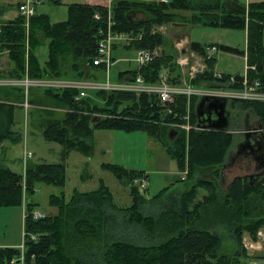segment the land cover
<instances>
[{"label": "trees", "instance_id": "1", "mask_svg": "<svg viewBox=\"0 0 264 264\" xmlns=\"http://www.w3.org/2000/svg\"><path fill=\"white\" fill-rule=\"evenodd\" d=\"M51 1L61 3V0ZM133 10H143L148 19L133 20ZM98 11L102 14L99 20L94 17ZM111 11L115 21L114 32H144L142 39L129 45L137 50L166 46L169 43L166 36L161 31L152 32V28L177 21L247 29L246 50L226 44L218 46L227 52L247 54V64L251 66L248 70L250 79H259L264 85V1L244 4L239 0H112ZM107 14L108 9L103 5L72 3L68 7L67 19L62 21L52 22L44 13L34 15L30 20L28 68L24 53L25 19L18 14L7 21L0 19V46L9 50L7 55L11 63L8 70L0 69V76L23 77L27 71L30 77H66L70 73L83 77L86 74L81 66L84 62L90 71L104 69V64L95 65L92 58L102 37L100 28L106 26ZM41 36L49 40L48 59L44 62L37 53L38 45L40 47L44 43ZM210 45L213 43L191 42L190 49L205 56L209 68L193 79V83L213 78L216 57H208ZM172 50L162 52L161 56L140 69L147 81H158L160 74L169 69L168 81L180 83V71ZM71 59L72 63L68 65ZM137 73V69L127 71L122 77H134ZM94 75L87 76L95 78ZM207 82L213 84V81ZM43 91L46 97L58 104L70 110L78 109V103L74 101L76 90L44 88ZM97 96L102 97L103 102L92 97L80 101L82 110L91 111V114L66 112L59 119L52 111L38 109L37 112L50 116L40 123L44 138L61 144L65 154L78 150L89 155L92 145L88 139L96 128L146 131L167 148L179 171L188 170L187 178L182 180L185 188L182 192L173 193L171 185H166L149 197L147 189L134 184V179L147 174L146 171L127 170L119 164L104 163L105 168L112 170L129 186L130 205L117 206L104 186L92 191L76 190L69 200H66L64 192L59 195L53 193L48 200L52 209L45 210L46 215L36 219L33 212L41 206L34 195L38 191L37 184L52 183L64 187L66 162H27L25 180L22 172L0 164V206H21L25 201V264H251L253 257L264 258L259 252L255 256L249 255L241 242L244 232L256 238L258 230L264 227V177L253 185L245 175L236 176L230 187L224 188L222 182V169L236 143V134L228 130L236 125L230 123L225 130L193 128L187 131L170 127L166 122H184L181 116L186 112L187 98L183 95L177 97V116L165 114L155 95L98 91ZM23 100L22 88L0 87V143L22 140V134L14 129V124L15 111L17 107L23 108ZM33 101L41 102L38 98ZM197 101V96L191 98V122L195 124H198ZM231 106L253 111L257 125L264 128V102L232 101ZM93 113L106 116H93ZM249 158L254 159L252 156ZM228 167L225 166V170ZM167 192L170 194L164 202L161 198ZM156 205L158 208L154 209ZM110 207L115 211L109 210ZM115 222V226L138 231L144 237L130 238L129 235H118L115 230L110 234L107 230L108 238L102 244L82 245L78 241L82 230L102 235L96 227L110 229ZM218 227L231 232L239 244L236 251H220L222 237L215 231ZM32 234L37 238L33 239ZM20 256L21 249L17 245L0 246V264H18Z\"/></svg>", "mask_w": 264, "mask_h": 264}, {"label": "rangeland", "instance_id": "2", "mask_svg": "<svg viewBox=\"0 0 264 264\" xmlns=\"http://www.w3.org/2000/svg\"><path fill=\"white\" fill-rule=\"evenodd\" d=\"M44 6L39 8L42 10H48V14H54V18L56 20H64L67 19L68 16V7L70 4L65 5L63 4L62 0L60 5L59 4H51L50 0H44ZM53 6L54 8H49V6ZM54 10V11H53ZM5 12V11H3ZM12 11L9 12L11 14ZM6 14V12H5ZM17 14V9L14 8L13 17ZM38 14V13H37ZM46 14V13H45ZM148 14L146 12L133 10L131 13V17L133 20L142 21L148 19ZM3 18V15L1 16ZM64 19H60V18ZM7 18V17H4ZM170 23L163 24L161 26H155L152 28V32L154 31H161L163 35H165L164 30H166V25ZM190 24V23H189ZM190 24L189 26H191ZM194 37L200 39L203 37L206 44L215 43L217 45L220 44H231L233 46H237L243 48L244 46V29H227L224 27L219 26H210V25H199L196 24L190 28ZM42 38V37H41ZM167 38V37H166ZM222 38L223 41L217 43L218 40ZM45 39H43L44 42ZM168 41V40H167ZM177 43V42H176ZM41 45V44H40ZM117 46L114 47V60L117 61L116 65H114L111 69L112 76L114 77L115 74H118L121 70L126 71H134L137 69V64L133 60V58L137 54V49L135 46H129L127 40H121L117 42ZM30 46H31V38H30ZM38 56L41 62H44L48 59V44L44 43L42 46L39 47L38 45ZM156 48L159 49V52H164L166 50H172L175 54V58L177 57V51L175 48L170 44L160 45ZM31 51V47H30ZM171 51V52H172ZM192 51L189 50L187 54L191 53ZM2 55H7V53H3ZM161 56V55H160ZM217 56L218 61L221 60L224 64H229L233 70L239 71L238 73L242 74L244 72L245 63L242 58L239 57V54L229 53L224 50H219L218 53L215 54ZM118 57H126L124 59L117 60ZM157 56L156 58H158ZM155 58V59H156ZM190 59V58H189ZM176 58V62H177ZM72 63V59L69 61L68 65ZM178 64V68L180 71V78L179 81L181 82L182 73L181 67ZM3 70H6L9 67V63H3ZM82 69L86 70L87 75L96 74L95 71H90L87 67V62L82 63ZM209 69V68H208ZM218 69V68H217ZM71 71V70H70ZM165 73L169 71V69L164 70ZM221 71V70H220ZM225 72V71H222ZM164 73V72H163ZM98 74V73H97ZM94 75L95 78H98V75ZM203 74V73H202ZM199 74V75H202ZM79 75H75V78H78ZM110 74V78H112ZM90 77V76H89ZM197 78V77H196ZM195 78V79H196ZM104 79V77H100V80ZM202 82L199 83H192L196 85L201 84H208L207 81H213L215 85V81H218L214 78V69H213V78H205L201 80ZM210 85V84H208ZM44 88L33 87L29 90L28 94V102L30 104L29 114L26 118L25 108L17 107V111L22 115V120L18 121V117L16 119L15 129L16 131L22 134V140L12 142H5L6 146L2 147L0 144L1 151L4 148L5 151L0 153V159L7 158L10 160L9 167L17 172H22L25 180V165L27 162L31 163H56L65 161L67 165V172H66V183L64 187H59L53 185L52 183H39L38 191L36 192L35 199L40 203V208L43 210L52 209L50 205H48L49 196L51 194H61L64 192L66 195V200H69L74 192L77 190L79 192L85 191H92L101 189L104 186L106 189L109 190L114 203L117 206H128L132 203V199L130 198V188L124 182H122L117 175L110 169L105 168L102 164L104 163H115L127 168V170H144L148 174H144L140 177H147L149 180V184L147 187L143 188L139 185L142 189H147V195L149 197L154 196L157 194L161 189H163L167 184V180L164 179L168 175L171 174V177L175 178L178 175V180L170 183L171 189H173V193L182 192L185 188L184 180L187 178L188 170L185 176L179 171L177 167L176 161L170 156L167 152V148L162 146L161 142L154 136H150L146 131L143 130H132L127 131L120 128H96L93 131L92 136L88 139V142L92 145V150L90 154L86 152H81L78 150H72L68 154H65L63 151V147L61 144L53 141H48L44 138L42 133V127L40 123L48 117V114H44L41 112H37L38 109H44L54 112L56 118H63L66 112H76V113H84V114H91V111L82 109H74L69 110L67 106H63L60 103L53 99H48L44 102L43 100L39 99L42 103H35L33 101L34 98H37L36 93L37 91H43ZM94 100L95 98L91 96ZM194 97V96H192ZM191 97V98H192ZM102 98V97H100ZM191 98H190V108H191ZM199 100L200 97L197 96ZM233 101H249V100H233ZM256 102H263V101H256ZM47 103V104H45ZM43 104V105H41ZM177 101L174 105V109L176 110L175 106ZM197 105V103H196ZM187 106V103H186ZM237 107V108H236ZM196 108V107H195ZM232 112L233 119L232 124L236 125L233 129H241L245 125H249L252 127L257 126V116L255 113L246 109H240L238 106L235 108L229 106ZM187 113V109L185 110ZM250 113V114H249ZM95 113H93V116ZM165 114H174L173 113H166ZM240 115V116H239ZM41 116V117H40ZM176 116V115H175ZM238 116V117H236ZM41 118V119H40ZM237 120V122H236ZM171 122H166L170 127ZM190 123L192 124V128L198 129L195 126L197 124L191 122V112H190ZM182 128V127H179ZM184 129V128H183ZM191 129L187 130L190 131ZM243 136H241V140ZM237 142V141H236ZM4 144V143H3ZM25 147L28 150L34 152V155L31 158L25 159L24 161V151ZM237 148L235 146L232 147V153L230 158L236 156ZM230 159V160H231ZM229 162V161H228ZM255 160L250 159L249 156H239L238 159L232 164L231 168L225 171V180L222 181L224 183V188L228 187L231 183V180L239 175H249L255 173ZM223 174V173H222ZM138 178V177H136ZM135 178V179H136ZM134 179V180H135ZM192 180V179H191ZM170 181V180H169ZM194 181V180H193ZM190 182V181H189ZM192 183L190 182L189 185ZM204 193V192H202ZM170 193H165L163 197L164 202L167 201L168 195ZM160 201V200H159ZM23 205L19 206H0V245L4 246H11V245H18L23 241L24 238V213L23 207L25 206V201ZM158 205L155 206L154 209H157ZM109 210L112 212L115 211L113 207H110ZM98 224V221L96 220ZM111 222H109L110 224ZM117 222L114 223V226H110L108 228H98L102 235L93 234L94 231H86L82 230L81 234L78 238L80 244L82 245H99L104 243V241L108 238L106 231L109 230L110 234L113 233L115 230L118 235L124 234L125 236H130V238H142V236L138 231L135 232L134 230L130 231V228H121V226H115ZM121 224V223H120ZM263 229L264 227L260 228ZM259 229V230H260ZM258 230V231H259ZM86 231V232H85ZM98 231V230H96ZM221 237H222V245L220 248L221 252H229L232 253L239 248V244L236 239L232 236L231 232L226 229L225 227H218L215 229ZM89 232L88 235L85 233ZM109 234V236H110ZM82 235H86L83 236ZM260 236L257 232L256 238H254L250 233L244 232L242 236L241 242L243 243V247L248 252L250 251L251 245L248 242H252L254 245L259 244L258 241ZM246 243V245H245ZM264 251V249H262ZM261 249L255 250V254ZM81 254V252L79 253ZM263 255V254H262ZM252 256H255L252 254ZM255 260L254 264H264V258H252V261ZM18 264H25V254L24 256H20Z\"/></svg>", "mask_w": 264, "mask_h": 264}, {"label": "built area", "instance_id": "3", "mask_svg": "<svg viewBox=\"0 0 264 264\" xmlns=\"http://www.w3.org/2000/svg\"><path fill=\"white\" fill-rule=\"evenodd\" d=\"M168 1V0H162ZM43 2V0H25L21 2L17 9V14L21 15L25 20V37H24V53L26 57V68H28V59L30 55V33H31V18L37 14V7ZM108 9L106 26L100 28V33L102 37L98 42L97 52L93 56V63L95 65L104 64L105 68L103 70L104 79L100 80L99 78L92 77H30L28 72H25L23 77L17 76H0V87H21L24 91V101L22 105L25 108L26 118L29 114L30 104L27 100L29 90L33 87L38 88H56V89H74L77 93L74 96V101L78 103V109H82V104L80 101L86 97H91L93 92L104 91L106 93H112L116 91H128L134 92L136 94L146 93L148 95H155L159 100L162 110L166 113H173L178 115V112L174 109V105L177 101L179 95L186 96L187 98V113L181 117L184 122H171L172 127H182L186 130L191 129L193 126L190 123V98L192 96L202 97H222L227 100H249V101H263L264 102V85L259 79H250L248 74V69L251 68L248 65L246 66L245 72L238 77L237 74H226L222 71L214 69V78L218 81H215V85L201 84L196 85L192 83V80L195 79L199 74L204 73L208 69V63L205 56L199 54L196 51H192L187 54H180V57L177 59L180 67L182 78L181 82L174 84L168 81V74L161 73L160 78L156 82H149L141 74L140 69L154 60L157 56H160L162 52H159L158 48L147 49L140 48L137 50V54L134 57V60L137 64L138 73L134 77L125 76L120 80H112L110 78V69L114 64L112 59V50L114 44L121 41L127 40L128 44H131L134 41L140 40L143 37L144 32H136L134 30L127 32H117L113 31V25L115 21L112 19L111 4L106 5ZM94 17L99 20L102 17L101 12H96ZM2 26L0 25V31ZM178 50L181 53L182 44L181 42L176 43ZM0 46V53L9 52L8 49H3ZM219 51L217 45H212L207 49L208 57H212ZM190 58V59H189ZM255 69V66H252ZM70 110V109H69ZM85 111V110H82ZM94 115L106 116V114L95 113ZM198 129H204L200 124L195 126ZM234 133H261L264 132V128L255 126L252 127H243L241 129L230 130ZM34 155V152L28 150L25 147L24 152V161L25 159L31 158ZM183 176L186 175L187 169L181 171ZM26 175V174H25ZM134 183L139 184L141 187L145 188L149 184L147 177H138L134 180ZM25 206L23 207V209ZM25 212V211H24ZM23 212V213H24ZM33 215L36 219L46 215V211L41 208H36L33 212ZM25 217V213H24ZM25 234V232H24ZM260 239L259 244H252L250 255L255 253L257 249H264V231L260 229L258 231ZM32 238L36 239L37 235L32 234ZM246 245V243H245ZM21 249V256H24L25 253V244L24 241L19 245ZM263 251V250H262ZM257 262L252 261V264Z\"/></svg>", "mask_w": 264, "mask_h": 264}, {"label": "crops", "instance_id": "4", "mask_svg": "<svg viewBox=\"0 0 264 264\" xmlns=\"http://www.w3.org/2000/svg\"><path fill=\"white\" fill-rule=\"evenodd\" d=\"M23 1H25V0H0V19H2V21H7V20H9L10 18H13V17H11V15H13V11H14V8H15V6L17 5V4H19V3H21V2H23ZM44 1V0H43ZM111 1L112 0H62V2H63V4H65V5H68V4H72V3H89V4H93V5H103V6H106V5H109V4H111ZM240 2H242V3H244V4H248V3H250V2H261V1H264V0H239ZM50 3L51 4H55L53 1H51L50 0ZM45 5V3L44 2H42L40 5H38V7H37V13L38 14H40V13H46V14H48V10H42V9H40V11H39V8L41 7V6H44ZM56 5V4H55ZM60 5V4H59ZM49 8H54V10H55V7H53V6H49ZM53 10V11H54ZM3 11H5L6 12V14H5V12H3ZM10 11H12L11 12V14H9V12ZM68 11V10H67ZM3 15V18L1 17ZM49 16H50V18H51V21L52 22H58V21H62V20H56V18H54V14H48ZM4 17H7V18H4ZM60 19H64V18H60ZM65 20V19H64ZM177 22H183V21H177ZM184 23H186V22H184ZM192 26H194V25H191V26H189V25H176L175 24V22L174 23H170L169 25H166V30H164V33H165V36L167 37V39H168V42L175 48V50L177 51V59L180 57V54H184V53H188V51L189 50H191L190 49V45H191V42L192 41H197V42H201V43H203V42H205V40H204V38L203 37H200V39H198V38H196V37H194V34L192 33V30L190 29ZM201 26V25H200ZM227 29H230V28H227ZM237 30V29H236ZM244 31V38H245V41H244V46H243V48H240V47H238L239 49H242V50H246L247 49V29H244L243 30ZM43 35V34H42ZM42 37V39H45L43 36H41ZM48 39H45L44 40V43H47L48 44ZM221 41H223L222 40V38H220V40H218L217 41V43H220ZM176 42H181V44H182V48H181V53H180V51L178 50V48H177V45H176ZM263 42H264V31H263ZM43 43V44H44ZM42 44V45H43ZM204 44H206V43H204ZM211 44V43H210ZM214 44V43H213ZM41 45V46H42ZM226 45H230V46H233V45H231V44H228V43H226ZM117 46V45H116ZM115 46V47H116ZM218 46V45H217ZM219 47V46H218ZM234 47H237V46H234ZM219 50H220V48H219ZM191 51H194V50H191ZM114 52L115 51H113L112 52V55H113V57H114ZM219 52V51H218ZM218 52H216V53H218ZM229 53H232V52H229ZM233 54H237V53H233ZM247 54H245V55H242V54H239V57L240 58H242L243 60H244V63H245V66L247 65V56H246ZM213 57H214V55H213ZM216 57V65H215V67H214V69H216V70H221V71H225L224 73H226V74H229V73H235V74H240V73H238L239 71H237V70H233L232 68H231V66L229 65V64H224L221 60H219L218 61V59H217V56H215ZM124 58H126V57H118L117 58V60H120V59H124ZM133 60H134V58H133ZM135 61V60H134ZM9 63V67L6 69V70H8L10 67H11V63H10V59H9V56L8 55H2L1 57H0V69H2L3 70V63ZM116 62L117 61H115L114 60V64L112 65V67L114 66V65H116ZM112 67H111V69H112ZM218 68V69H217ZM111 69H110V74H111V76H112V72H111ZM244 70H245V68H244ZM103 70L102 69H97L96 70V72L98 73H96L98 76V78L99 77H102L103 76V72H102ZM125 72H127L126 70H121V71H119L118 72V74H115L114 75V77L112 76V78L114 79V81H116V80H120L121 79V77H122V75H123V73H125ZM69 76H75V75H72V73H70V75ZM104 77V76H103ZM34 94H36V96H37V98L38 99H41V100H43L44 102H46L47 101V98L48 97H46L45 96V94H43V93H41V91H37L36 93H34ZM92 96L95 98V100L96 101H98V102H103V99L102 98H100L99 96H97V93H95V92H93L92 93ZM49 99V98H48ZM40 103H42V102H40ZM45 104H47V103H45ZM41 105H43V104H41ZM231 107H233V106H231ZM233 108H235V106L233 107ZM237 108V107H236ZM240 108V107H239ZM240 109H242V108H240ZM250 114V113H249ZM240 116V115H239ZM17 117H18V121H21L22 120V115L16 110L15 111V120L17 119ZM236 117H238V116H236ZM231 120H232V118L230 119V123H231ZM16 122L17 121H15V124H16ZM15 124H14V126H15ZM14 129H15V127H14ZM16 130V129H15ZM241 136H243V135H236V141L237 142H239L240 140H241ZM11 142L10 140H6L5 142ZM235 141V142H236ZM12 143H14V142H12ZM1 145H2V147H4V144L3 143H0ZM162 144V143H161ZM162 146H164L163 144H162ZM233 147V146H232ZM231 150H232V148H231ZM230 150V151H231ZM0 151H1V148H0ZM5 151V149L3 148L2 149V151L1 152H4ZM229 151V162L228 161H226V166H229L228 168H227V170L229 169V168H231V162H230V155H231V153L232 152H230ZM0 152V153H1ZM9 163H10V160L9 159H7L6 157L5 158H2V159H0V164H5V165H7V166H9ZM226 171V170H225ZM148 174V173H147ZM149 175V174H148ZM223 175L225 176V172L223 173ZM246 176V175H245ZM164 179H166L168 182H167V184L169 183H172V182H174L175 180H178V175L174 178H172L171 177V174L170 175H168L167 177H165ZM170 180V181H169ZM182 181V180H181ZM168 184V185H169ZM129 187V186H128ZM173 189H171L170 188V191H172ZM131 198V197H130ZM132 199V198H131ZM20 244V243H19ZM249 245H251V244H249ZM0 246H4V245H0ZM11 246H15V245H11ZM259 253H261V254H263L264 255V251H259Z\"/></svg>", "mask_w": 264, "mask_h": 264}, {"label": "water", "instance_id": "5", "mask_svg": "<svg viewBox=\"0 0 264 264\" xmlns=\"http://www.w3.org/2000/svg\"><path fill=\"white\" fill-rule=\"evenodd\" d=\"M176 25H190L184 22H175ZM196 114L198 124L204 129L225 130L230 124L231 110H228V100L222 97H202L196 105ZM174 128H172L173 130ZM170 131V134L172 132ZM261 136H253L251 133H246L243 139L237 145V155L232 159L231 163L235 162L238 154L244 153L245 156H252L256 162L255 173L247 175L249 182L253 185L258 180L264 177V133ZM242 147H244L242 149ZM241 149V150H240ZM226 164L224 165L225 168ZM227 167V166H226ZM223 168V169H224ZM222 169V173L224 170ZM237 177L233 179L236 180ZM223 181L225 176L222 174ZM231 183L228 185L230 187Z\"/></svg>", "mask_w": 264, "mask_h": 264}, {"label": "flooded vegetation", "instance_id": "6", "mask_svg": "<svg viewBox=\"0 0 264 264\" xmlns=\"http://www.w3.org/2000/svg\"><path fill=\"white\" fill-rule=\"evenodd\" d=\"M236 146L238 147V145H236ZM237 147H236V148H237ZM243 148H244V147H242V149H243ZM237 149H238V148H237ZM240 150H241V149H240ZM231 152H232V151H231ZM236 152H237V150H236ZM236 154H237V153H236ZM238 155H239V156H242V155H244V153H241V154H238ZM230 156H231V155H230ZM239 156H238V157H239ZM232 158H233V157H232ZM230 159H231V158H230ZM231 160H232V159H231ZM231 160H230V162H231Z\"/></svg>", "mask_w": 264, "mask_h": 264}]
</instances>
